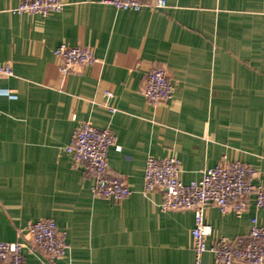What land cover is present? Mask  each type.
<instances>
[{
    "label": "crops",
    "instance_id": "obj_1",
    "mask_svg": "<svg viewBox=\"0 0 264 264\" xmlns=\"http://www.w3.org/2000/svg\"><path fill=\"white\" fill-rule=\"evenodd\" d=\"M0 0V241H24L25 228L51 219L69 248L56 264H194L193 211L161 209L163 193L144 194L149 158L175 157L180 179L198 181L223 157L251 165L264 184V0H166L165 9L117 10L111 0H66L46 17L12 12ZM83 46L97 62L63 76L61 46ZM163 65L171 100L150 104L144 76ZM81 122L111 129L121 148L108 152L113 176L131 195L94 198L95 177L66 152ZM264 210H207L213 237L249 234ZM211 238L208 245L211 244ZM27 264L46 260L29 246ZM213 264V255H203ZM3 264V263H0Z\"/></svg>",
    "mask_w": 264,
    "mask_h": 264
},
{
    "label": "built area",
    "instance_id": "obj_2",
    "mask_svg": "<svg viewBox=\"0 0 264 264\" xmlns=\"http://www.w3.org/2000/svg\"><path fill=\"white\" fill-rule=\"evenodd\" d=\"M66 0H22L12 12L18 15L35 14L46 17L62 11ZM117 10L139 11L143 7L165 9L166 0H111ZM54 57L63 76L79 67L92 66L98 60L88 47L61 45L54 50ZM14 76L10 62H0V79ZM10 97L13 91L0 89L1 95ZM141 94L152 105L172 99L174 85L167 69L160 64L153 66L144 76ZM1 113V111H0ZM111 148L120 151L115 134L109 129H98L88 122H81L73 130L66 152L73 157L74 166L95 177L91 187L94 198L116 203L126 200L131 191L125 180L113 176L108 167V152ZM180 161L172 156L149 158L144 172V194L162 191L161 209L164 212L190 210L195 215L192 230L194 264H203V255H213V264H264V226L256 218L251 221L248 235L235 240L213 237L212 227L206 222L207 210L217 207L222 214L230 211L241 216L253 203L256 209L264 210V184H255L260 173L251 165L230 162L223 157L213 168L206 169L198 181L185 184L181 181ZM25 240L0 241V263L27 264L24 251L29 246L41 250L46 258L40 264H56L69 248L65 235L51 219L30 223L25 228ZM211 244L208 245V240Z\"/></svg>",
    "mask_w": 264,
    "mask_h": 264
}]
</instances>
